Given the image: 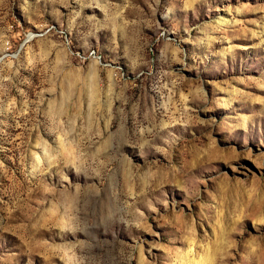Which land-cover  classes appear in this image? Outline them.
I'll use <instances>...</instances> for the list:
<instances>
[{
	"label": "rangeland",
	"instance_id": "obj_1",
	"mask_svg": "<svg viewBox=\"0 0 264 264\" xmlns=\"http://www.w3.org/2000/svg\"><path fill=\"white\" fill-rule=\"evenodd\" d=\"M0 264H264V0H0Z\"/></svg>",
	"mask_w": 264,
	"mask_h": 264
}]
</instances>
